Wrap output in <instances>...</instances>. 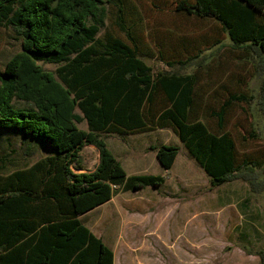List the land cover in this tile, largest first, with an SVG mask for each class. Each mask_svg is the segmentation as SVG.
Segmentation results:
<instances>
[{
	"label": "trees",
	"instance_id": "16d2710c",
	"mask_svg": "<svg viewBox=\"0 0 264 264\" xmlns=\"http://www.w3.org/2000/svg\"><path fill=\"white\" fill-rule=\"evenodd\" d=\"M107 4L117 7L111 26ZM126 6L128 0H0V28L22 40V51L0 72V132L50 148L25 168L0 166V264H115L114 251L80 217L119 193L160 187L166 177L129 175L103 134L171 129L213 187L241 180L252 196L264 195V159L239 162L227 130V112L236 104H255L264 116V0H176V13L217 21L234 48L260 60L259 94H230L210 110L217 132L197 109L199 74L182 71L205 67L203 51L171 62L159 52L166 66L155 69L147 59L156 56L133 36L142 17L136 12L129 27ZM39 61L57 67L46 70ZM84 121L88 130L79 127ZM250 138H258L256 131ZM87 145L98 149L99 163L77 173ZM151 150L166 172L180 153L173 145ZM250 254L264 264V250Z\"/></svg>",
	"mask_w": 264,
	"mask_h": 264
},
{
	"label": "rangeland",
	"instance_id": "374dc122",
	"mask_svg": "<svg viewBox=\"0 0 264 264\" xmlns=\"http://www.w3.org/2000/svg\"><path fill=\"white\" fill-rule=\"evenodd\" d=\"M175 3L176 0H128L125 19L127 25L133 27L137 23L135 13L142 17L133 36L142 42L145 53L156 56L147 59L155 69L166 66L159 58L161 53L171 62L184 61L203 51L205 67L190 66L182 71L199 74L197 109L201 119L217 132V120L210 116V110L218 109L230 94L258 95L263 79L260 60L255 53L247 54L234 48L217 21L178 14L174 11ZM107 5L111 26L117 7ZM217 40H221V44L213 46ZM21 51V38L10 29L0 28V72L8 60ZM39 64L51 71L57 67L43 61ZM17 106L31 105L18 102ZM78 113L82 115L81 111ZM79 127L88 130L86 121ZM227 130L237 143L239 162L264 159V116L257 105L232 106L227 112ZM251 131H256L257 139L250 138ZM1 132L0 166L4 165L7 172L30 166L49 154L50 148L41 139L32 138L40 143L33 144L24 141L20 134ZM103 136L129 175L166 177L160 187L119 193L109 203L81 218L114 251L115 264L260 263V257L250 253L264 250V195L252 196L248 184L241 180L213 187L206 171L171 129ZM161 145L180 148L169 172L163 170L156 152L151 150ZM81 159V166L73 167L75 172L94 170L99 163L98 149L85 146ZM148 210L155 211V215H146L144 211ZM135 212H139L137 219L133 216ZM162 213L163 217L159 218ZM122 215L130 224L121 234L128 242L125 246L118 244L117 227L120 229L118 223ZM149 228L155 231L153 236L164 240L161 246L156 238L148 240L152 237L146 231Z\"/></svg>",
	"mask_w": 264,
	"mask_h": 264
},
{
	"label": "crops",
	"instance_id": "0c3cea01",
	"mask_svg": "<svg viewBox=\"0 0 264 264\" xmlns=\"http://www.w3.org/2000/svg\"><path fill=\"white\" fill-rule=\"evenodd\" d=\"M45 156H47V154L45 155ZM100 156V155H99ZM97 167V166H96ZM146 188H148V187H146ZM145 189V188H144ZM142 190V189H141ZM140 191V190H139ZM109 203V202H108ZM95 210V209H94ZM93 211V210H92ZM91 212V211H90ZM138 213L139 212H135L134 214H136V215H133L134 216V219H137V215H138ZM143 213V212H142ZM144 213L146 214V215H151V216H154L155 215V211H152V210H148V211H144ZM166 214H167V212H166ZM170 214V213H169ZM85 215V214H84ZM163 213H162V215H158V217L160 218H162L163 217ZM165 216H168V215H165ZM164 216V217H165ZM83 216H81L80 217V219L82 218ZM121 218H122V221H120L119 223H118V226L120 227V229L117 227V233L119 234V238H118V244H123L124 246L125 245H127L128 244V242L126 241V240H124V238L121 236V234L122 233H124V230L125 229H127V227L130 225L126 220H125V217L122 215L121 216ZM139 219V218H138ZM140 219H142V218H140ZM159 222L161 223V220H159ZM160 223H158V225L160 224ZM88 227V226H87ZM89 228V227H88ZM156 228V227H155ZM91 231H92V229L91 228H89ZM147 232H148V236H152L151 238H149L148 240L150 241V240H152V241H154L153 240V238H156L157 239V242H158V244L161 246V244H163V242H164V240L163 239H161V238H159V237H157V236H153V233L155 232L153 229H147L146 230ZM93 232V231H92ZM151 232V233H150ZM94 233V232H93ZM152 234V235H151ZM145 243V242H144Z\"/></svg>",
	"mask_w": 264,
	"mask_h": 264
}]
</instances>
